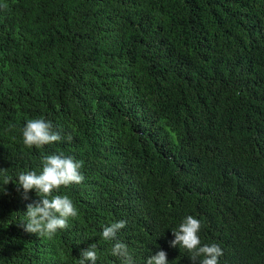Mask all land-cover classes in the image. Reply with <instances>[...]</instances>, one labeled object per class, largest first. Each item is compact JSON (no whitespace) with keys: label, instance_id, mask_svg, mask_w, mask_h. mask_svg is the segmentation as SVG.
Listing matches in <instances>:
<instances>
[{"label":"trees","instance_id":"obj_1","mask_svg":"<svg viewBox=\"0 0 264 264\" xmlns=\"http://www.w3.org/2000/svg\"><path fill=\"white\" fill-rule=\"evenodd\" d=\"M0 264H134L164 250L183 219L219 264H264V0H0ZM64 139L23 144L29 119ZM68 134L73 136L67 141ZM82 161L61 187L78 209L51 238L24 230L22 188L5 177L42 171L43 157ZM199 258L197 264H199Z\"/></svg>","mask_w":264,"mask_h":264},{"label":"clouds","instance_id":"obj_2","mask_svg":"<svg viewBox=\"0 0 264 264\" xmlns=\"http://www.w3.org/2000/svg\"><path fill=\"white\" fill-rule=\"evenodd\" d=\"M7 7V5H0ZM23 144L37 149L45 145L60 142L64 139L58 132L53 130L51 121L45 118L29 119L22 129ZM67 141L71 142L73 136L68 134ZM42 171L37 174L35 171H26L18 174L17 177H5V185L12 182L17 185V190L22 188L27 194L34 190L39 197L38 200L27 204L26 223L24 230L28 233L51 239L58 230L69 227V218L75 219L78 216V209L67 195H53L58 193L61 187L81 184L85 177L81 173L82 161L76 160L73 156H66L64 153L52 154L43 157ZM127 221L120 220L105 226L102 230L104 241H114L111 254L118 257L121 264H134V258L128 246L117 239L120 230L126 227ZM201 222L192 215L186 216L179 224L178 229L172 230L175 237L169 241L172 248H183L190 253L192 264H219L218 258L222 256L221 248L216 244H204L201 246L199 231ZM97 245L92 244L88 249L82 250L78 264H96L98 255ZM145 264H168L167 253L164 250L157 251L150 255Z\"/></svg>","mask_w":264,"mask_h":264}]
</instances>
